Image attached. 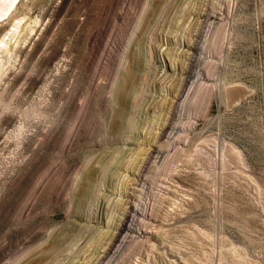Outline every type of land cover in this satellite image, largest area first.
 Instances as JSON below:
<instances>
[{
	"label": "rangeland",
	"instance_id": "obj_1",
	"mask_svg": "<svg viewBox=\"0 0 264 264\" xmlns=\"http://www.w3.org/2000/svg\"><path fill=\"white\" fill-rule=\"evenodd\" d=\"M0 264H264V0L1 19Z\"/></svg>",
	"mask_w": 264,
	"mask_h": 264
},
{
	"label": "bare ground",
	"instance_id": "obj_2",
	"mask_svg": "<svg viewBox=\"0 0 264 264\" xmlns=\"http://www.w3.org/2000/svg\"><path fill=\"white\" fill-rule=\"evenodd\" d=\"M20 1L21 0H0V20L14 14Z\"/></svg>",
	"mask_w": 264,
	"mask_h": 264
}]
</instances>
